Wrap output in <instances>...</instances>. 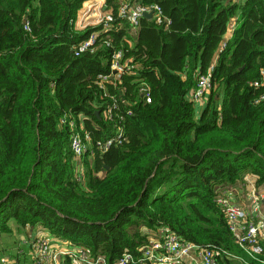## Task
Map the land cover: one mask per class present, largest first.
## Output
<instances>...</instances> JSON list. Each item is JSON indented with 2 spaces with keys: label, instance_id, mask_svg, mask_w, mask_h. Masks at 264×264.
Here are the masks:
<instances>
[{
  "label": "trees",
  "instance_id": "obj_1",
  "mask_svg": "<svg viewBox=\"0 0 264 264\" xmlns=\"http://www.w3.org/2000/svg\"><path fill=\"white\" fill-rule=\"evenodd\" d=\"M84 1L0 0V232L14 220L112 264L140 256L167 227L217 251V264H264V247L254 255L241 248L214 200L247 173L264 186V0H140L159 5L168 21L142 17L133 33L121 20L76 55L100 27L74 28ZM105 5L117 14L120 1ZM117 49L137 74L101 87L97 76L111 73ZM215 58L196 116L189 94ZM77 115L93 142L82 181L70 129L60 125ZM116 123L123 142L101 152L95 142Z\"/></svg>",
  "mask_w": 264,
  "mask_h": 264
},
{
  "label": "built area",
  "instance_id": "obj_2",
  "mask_svg": "<svg viewBox=\"0 0 264 264\" xmlns=\"http://www.w3.org/2000/svg\"><path fill=\"white\" fill-rule=\"evenodd\" d=\"M96 1V0H93ZM234 2H241L244 0H232ZM79 16L77 15L74 20V28L77 30L85 29L87 26H99L97 31H92L88 38L80 42L74 47L76 55L84 52L85 50H94V44L99 35L112 29L114 25H118L121 20H126L128 27L134 33L139 27L140 19L144 13L151 12V18L156 23L168 21L163 15L162 9L157 4L145 5L140 0H122L117 14H114L112 9H106L102 15L97 19L96 24H89L86 18L91 11L92 6L96 2H91ZM105 4V3H104ZM27 29V24L24 26ZM101 41L106 45L110 41L103 36ZM132 45L133 43L130 42ZM226 41L221 43V48L225 46ZM214 62L207 69L205 74L199 73L197 75L196 86L189 94L190 98L194 100L195 106H204L209 90L211 88L210 74L215 64ZM131 60L125 58L121 49H117L112 54L110 63V74H99L97 76L98 83L102 87L109 79L119 77L121 74L129 72L133 75L137 74L135 68L130 64ZM258 86V82H254ZM139 91L141 96L146 102H151L150 88L146 82H138ZM264 95L260 96L263 99ZM258 101V100H257ZM132 111H126V115H131ZM103 117L107 120H113L111 108H106L103 111ZM83 115L62 116L60 118L61 126H68L70 129L69 148L73 154V160L81 164L83 154L92 155V138L85 129L83 122ZM125 117H120V120ZM119 120V121H120ZM124 131L119 123H116V131L113 135L109 136L105 141L97 140L95 145L97 148L104 152L111 145H119L123 142ZM91 157V156H90ZM77 180L83 179L82 175L76 176ZM215 202L221 210L227 222L230 233L235 238L237 244L243 248L248 254L254 255L262 252L264 247V188H258L253 185L248 193L247 201L240 200V196L234 194L231 187L222 186L217 189ZM195 252L198 258V264H217L216 254L217 251L209 247L196 245L183 240L180 236L172 232L167 227L159 229L158 238L154 240L149 246L142 250L138 257H134L131 253H124L121 257L116 259L112 264H126L130 262H137L140 264H182L184 257ZM30 262L27 264H108L103 254L92 255L87 249L80 245H72L69 243L55 242L53 237L48 233H38L29 240V250L27 251ZM0 264H16L11 258L2 256Z\"/></svg>",
  "mask_w": 264,
  "mask_h": 264
},
{
  "label": "rangeland",
  "instance_id": "obj_3",
  "mask_svg": "<svg viewBox=\"0 0 264 264\" xmlns=\"http://www.w3.org/2000/svg\"><path fill=\"white\" fill-rule=\"evenodd\" d=\"M120 4L122 0H119ZM91 2H96V5L92 6L91 11L89 12L86 21L89 24H96L97 19L100 15L104 13L105 10L102 9V6L105 5V0H86L83 2L81 8L77 12V20H79V16L82 15L84 10L92 4ZM103 4V5H102ZM97 26V25H96ZM75 166V176L84 174L83 165L73 162ZM256 176L251 173L245 174L241 180L230 183L226 186L231 187L234 194L240 196V200H243V195L245 196L248 190L252 189V186H256ZM10 231L8 232H0V258L4 255H7L12 258V260L16 261L17 252L21 253L23 246H26L24 242H27V234L31 232L32 229H28V227H22L17 224L14 220L9 221ZM30 230V231H29ZM46 232V231H45ZM23 262V261H22ZM21 262V263H22Z\"/></svg>",
  "mask_w": 264,
  "mask_h": 264
},
{
  "label": "crops",
  "instance_id": "obj_4",
  "mask_svg": "<svg viewBox=\"0 0 264 264\" xmlns=\"http://www.w3.org/2000/svg\"><path fill=\"white\" fill-rule=\"evenodd\" d=\"M228 37H229V33L226 34V37L225 38L227 39ZM201 110H202V106L201 105L200 106H198V105L195 106V114H196V116L199 115V113H200ZM258 188L259 189L260 188H264V186L263 187H258ZM249 191L250 190L247 191V193H246L245 196L243 195V200L244 201H247ZM44 232L45 231L42 230V229H40V228H36V227L32 228L31 232H29L27 234L29 236V237H27V240L28 241L27 242H24L27 245L26 246H23L21 253H18L17 252L16 255H17V258L18 259L16 261L13 260L16 264H27V263L30 262L29 256L27 255V251L29 250V240L32 237H34L36 234H38V233H44ZM45 233H47V232H45ZM4 256H7V255H4ZM7 257H9V256H7ZM9 258H11V257H9ZM182 264H198V258L196 256L195 252H191L190 255L184 257L183 260H182Z\"/></svg>",
  "mask_w": 264,
  "mask_h": 264
},
{
  "label": "water",
  "instance_id": "obj_5",
  "mask_svg": "<svg viewBox=\"0 0 264 264\" xmlns=\"http://www.w3.org/2000/svg\"><path fill=\"white\" fill-rule=\"evenodd\" d=\"M151 15H152L151 12H147V13H144V14H143V16H144L145 18H148V19L151 18ZM96 114L98 115V112H96Z\"/></svg>",
  "mask_w": 264,
  "mask_h": 264
}]
</instances>
